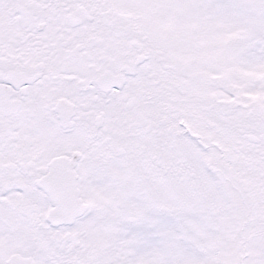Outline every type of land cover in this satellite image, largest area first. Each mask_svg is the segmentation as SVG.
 <instances>
[{"label": "snow or ice", "instance_id": "6c2138e0", "mask_svg": "<svg viewBox=\"0 0 264 264\" xmlns=\"http://www.w3.org/2000/svg\"><path fill=\"white\" fill-rule=\"evenodd\" d=\"M0 264H264V0H0Z\"/></svg>", "mask_w": 264, "mask_h": 264}]
</instances>
